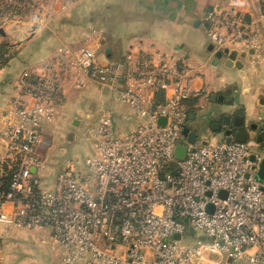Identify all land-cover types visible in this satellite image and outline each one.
I'll return each mask as SVG.
<instances>
[{"label": "built area", "instance_id": "obj_1", "mask_svg": "<svg viewBox=\"0 0 264 264\" xmlns=\"http://www.w3.org/2000/svg\"><path fill=\"white\" fill-rule=\"evenodd\" d=\"M205 22L217 51L261 54L264 0H231ZM57 54L75 70L74 88L95 83L116 93L141 123L115 135L111 114H102L84 132L92 155L83 167H66L46 187L41 127L62 97L52 81L24 71L1 132L0 227L49 230L62 264H264V152L183 138L185 104L203 93L195 70L165 55L100 65L92 49ZM178 146L186 147L181 160Z\"/></svg>", "mask_w": 264, "mask_h": 264}, {"label": "crops", "instance_id": "obj_2", "mask_svg": "<svg viewBox=\"0 0 264 264\" xmlns=\"http://www.w3.org/2000/svg\"><path fill=\"white\" fill-rule=\"evenodd\" d=\"M31 1L38 7L37 21H29L28 18L6 28L11 36L24 35L29 39L15 45L14 54H9L3 63L0 61V160L4 152L1 140L4 117L19 94L24 71L32 74V81L38 78L52 81L62 97L54 119L41 127L47 141L40 153L44 162L48 157L57 156L59 145L70 142L68 138L73 134H84L102 114H111L113 128L130 126L131 131L140 124L131 110L118 102L116 93L105 88V92H100L96 89L100 88L99 85L95 83H90L85 90L74 88L75 70L57 54L65 47L94 50L100 65L123 62L127 56H132L134 64L153 61L158 55L171 57L179 66L195 70L193 86L203 90L200 97L185 104L189 115L187 126L198 132L197 141L205 143L208 141L206 137L221 141L212 126L221 124L224 117L230 118V124L239 116L246 127L253 125L254 130L249 133L253 139L257 134L264 135V128L259 131L264 122V46L260 55L252 51L237 52L236 61L241 67L236 68L234 64L227 67L224 59H215L214 54L218 51L206 36L207 14L227 9L231 0ZM18 6L22 11L30 5L23 2ZM241 13L247 22L248 8H243ZM211 46L213 49L209 50ZM219 97H222L221 101ZM50 141L52 152L46 155L43 152L49 148ZM257 146H263L264 150V141ZM55 174L54 169L44 173L48 178L45 184L49 188L53 187ZM19 231L22 234H40V239H35L36 245L39 241L45 245L53 243L62 264V249L49 230L5 231L0 227V236L7 234L6 237L12 240V236L20 235ZM14 241L16 245L21 243L20 240ZM22 251L28 255L25 260L31 263L30 250ZM14 255L19 254L11 253V263Z\"/></svg>", "mask_w": 264, "mask_h": 264}, {"label": "rangeland", "instance_id": "obj_3", "mask_svg": "<svg viewBox=\"0 0 264 264\" xmlns=\"http://www.w3.org/2000/svg\"><path fill=\"white\" fill-rule=\"evenodd\" d=\"M23 2L24 3L26 2L27 5H30V6H28L26 10L21 11L18 5L22 4ZM0 7H2L1 11L6 12L5 14L0 15L1 18H5L0 21V31L5 32L8 26H11L12 24L15 25L14 23L25 22L28 18H30L29 21L32 20L35 22L38 19L36 17V14L39 13L38 7L36 3L31 0L30 2H27L26 0H0ZM8 9L10 13L7 12ZM0 40L3 42L0 49L4 48V50H7V54H5L4 57H7L9 54H14L15 52L14 46L16 44L11 40V38L3 39L0 36ZM4 57H1V58L4 59ZM96 89L100 92L104 91L102 87L96 88ZM135 118L137 117L135 116ZM111 119H112V124H113L114 123L113 118L111 117ZM137 120L138 122L141 121L138 118ZM129 129H130V126H128L127 128L126 127L119 128L118 126H116V128H113V132L115 135H120V134L124 135L130 132ZM68 139L70 142L62 143L61 145H59L60 148L58 150L57 156L48 157L47 160L44 162L45 168L43 172V183L46 187H49L48 185L45 184V182L48 183V178L47 176L44 175V173H49L51 169H54L56 173L55 174L56 175L55 180H56L57 176L66 169L67 165L72 164L75 167L82 168L85 159L92 155V151L89 146V143L85 139V134L83 133L73 134V136L69 137ZM206 139L208 140V143L211 145L220 142L216 138L206 137ZM252 145L253 147L250 148L251 152L258 154L264 151V150H259L258 147H256V144H252ZM51 150L52 149H51V141H50L49 148L45 150L43 153H45L46 155H50L52 152ZM53 183H55V181ZM2 232L4 233V231ZM19 233L20 235L12 236L13 237L12 240H9L8 239L9 237L8 238L6 237L7 234H5L6 236H4V234L3 235L1 234L0 236V255H1L0 264H5V263L7 264H61L59 252L56 249L55 250L53 249V243H48L45 245L44 243H41L39 241L36 245L35 239L37 240V238L40 237L39 236L40 234H31V235L22 234V231H19ZM14 240H20L21 243L16 245ZM26 243H30L31 246ZM49 244H52V245L50 246ZM22 250H30L31 252L30 256L33 259L31 260V263L25 260L26 256L28 255H24L26 253L23 252ZM38 252H40L39 256H38ZM11 253L19 254L17 256L15 255L13 256L14 258L13 263L10 262L12 260L10 257ZM41 254H43L44 256H40ZM1 260L5 263H3Z\"/></svg>", "mask_w": 264, "mask_h": 264}, {"label": "water", "instance_id": "obj_4", "mask_svg": "<svg viewBox=\"0 0 264 264\" xmlns=\"http://www.w3.org/2000/svg\"><path fill=\"white\" fill-rule=\"evenodd\" d=\"M32 30H34V28H32ZM30 30V31H32ZM0 36L3 39L6 38H11V40L16 44V45H20L24 42H26L29 38L27 36L24 35H19V36H11L8 32H4V31H0ZM2 41L0 40V47L2 45ZM212 46L209 50H212ZM214 57L216 60H221L224 59L225 61V65L227 67H232L233 64L236 68H240L241 64L239 62L236 61L237 59V52L236 51H229L227 49L223 50V51H218L214 54ZM215 60V62H216ZM219 101L222 100V97L218 98ZM164 120L161 119L159 121V125H163ZM262 128L259 130L260 132L263 131L264 128V122L261 124ZM212 130L213 131H217V135L221 137V141H224L225 143H229L230 141H235V142H239V143H248L249 141L252 140L251 136H250V132L252 130H254V126L251 125L249 127H246L244 125V121L242 119V117H235L233 122L230 124V118L229 117H225L224 120L222 121V123H214L212 126ZM182 136L183 138L186 139V141L189 144H193L197 138H198V132L197 131H193L191 130L188 126H184L182 129ZM260 141L257 140L255 144H259ZM207 143H203V145H206ZM186 153V147L185 146H178L175 150V158L177 160H181L184 158ZM251 159L253 160V156L251 157ZM258 179L259 180H263L264 179V161L261 163L259 172H258ZM208 209V207H207ZM176 240L179 239L178 236L175 237Z\"/></svg>", "mask_w": 264, "mask_h": 264}, {"label": "trees", "instance_id": "obj_5", "mask_svg": "<svg viewBox=\"0 0 264 264\" xmlns=\"http://www.w3.org/2000/svg\"><path fill=\"white\" fill-rule=\"evenodd\" d=\"M1 10H2V9H0V15H3V14L6 13V12L1 11ZM5 10H6V9H5ZM7 12L10 13L9 9L7 10ZM0 18H1V17H0ZM5 54H7V50H4V48H1V49H0V61H2V63H3L4 61H6V59H7V57H4ZM1 57H4V59H2ZM159 102H161V100L158 101V103H159ZM5 169H6V168H5ZM8 184H9V175H8L7 178L5 179V188H7Z\"/></svg>", "mask_w": 264, "mask_h": 264}, {"label": "flooded vegetation", "instance_id": "obj_6", "mask_svg": "<svg viewBox=\"0 0 264 264\" xmlns=\"http://www.w3.org/2000/svg\"><path fill=\"white\" fill-rule=\"evenodd\" d=\"M224 118H225V117H224ZM223 120H224V119H223ZM251 138H252V140L249 141L248 143L255 144L257 140H259V141L262 142V143H263V141H264V135H261V134H257V135H255L254 139H253V137H251ZM258 146H259V145H258ZM258 146H257V147H258ZM262 148H263V146H260L258 149H259V150H263Z\"/></svg>", "mask_w": 264, "mask_h": 264}, {"label": "bare ground", "instance_id": "obj_7", "mask_svg": "<svg viewBox=\"0 0 264 264\" xmlns=\"http://www.w3.org/2000/svg\"><path fill=\"white\" fill-rule=\"evenodd\" d=\"M6 32V31H5Z\"/></svg>", "mask_w": 264, "mask_h": 264}]
</instances>
